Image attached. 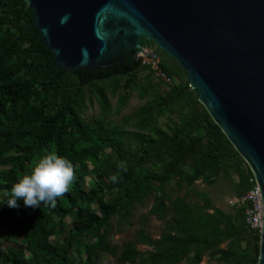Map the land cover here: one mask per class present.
I'll use <instances>...</instances> for the list:
<instances>
[{"label":"trees","instance_id":"1","mask_svg":"<svg viewBox=\"0 0 264 264\" xmlns=\"http://www.w3.org/2000/svg\"><path fill=\"white\" fill-rule=\"evenodd\" d=\"M33 20L24 0H0V264H100L105 256L117 264H202L206 256L258 264L261 237L247 233L243 210L229 215L195 189L199 181L214 185L235 174L237 195L244 194L252 189V173L186 73L187 81L175 78L165 95L133 57L106 71H59ZM135 92L147 103L123 116ZM94 102L100 116L87 120ZM162 116L175 120L161 127ZM118 117L121 123L112 121ZM53 151L73 164L68 192L55 207H25L21 199L19 208H9L6 193ZM173 183L176 195L168 189ZM184 191L199 202L189 203ZM151 200L135 239L114 245L115 219L120 233L131 228L137 209ZM151 218L165 222L158 239L145 228ZM3 242L10 244L5 251ZM139 245L153 250L144 253Z\"/></svg>","mask_w":264,"mask_h":264},{"label":"water","instance_id":"2","mask_svg":"<svg viewBox=\"0 0 264 264\" xmlns=\"http://www.w3.org/2000/svg\"><path fill=\"white\" fill-rule=\"evenodd\" d=\"M24 1L59 71H106L138 60L144 40L176 60L264 204V0Z\"/></svg>","mask_w":264,"mask_h":264},{"label":"rangeland","instance_id":"3","mask_svg":"<svg viewBox=\"0 0 264 264\" xmlns=\"http://www.w3.org/2000/svg\"><path fill=\"white\" fill-rule=\"evenodd\" d=\"M143 42L145 43L147 42V40H144ZM158 52L162 60V63L180 75L179 78L177 76H175L174 78H176L179 83L182 81L186 82L187 77L185 73L183 72L184 70L181 68L180 64L176 60L172 59L171 57L163 53L160 49H158ZM161 93L168 95L170 91H168L167 88H163ZM117 102H118V98L112 97V105L114 107L117 106ZM146 103H147V99L145 100L140 99L138 93L135 92L132 95L129 102L127 103L126 107L123 109L122 115L131 116L138 109L145 106ZM99 116H100V107L96 102H94L92 106L90 107V109L85 114V118L87 120H92L94 118H98ZM171 120H175V117L173 116L159 117L160 126L166 127L171 122ZM112 121L121 123V117L113 118ZM238 183H239L238 177L235 174H231L229 178L222 176L221 178H219V180L214 185H207V184H204L202 181H199L195 185V189L198 192L207 195L212 200V203L216 208L224 211L227 214L234 215L237 210L232 209L228 206V200L232 198L233 196L237 195L236 185ZM84 185H85V188L89 190L90 189V179H87ZM168 189L169 191L173 193V195H176V193L178 192L176 189V185L174 183L171 184ZM181 194L184 195L189 201V203L191 204H195L199 202L194 196V194L191 192L187 193V191H184ZM152 206H153V201L151 200L147 202L144 207H139L137 211L135 212L134 217L132 219L133 226L131 228H127L123 226L122 229L124 231L121 233L119 232V228L117 226L118 221L117 219H115L114 221L115 231L112 237V243L116 246L122 247L125 243L133 241L135 239V235L137 231L141 228V225L139 224L140 219L142 218L143 215H146L149 212ZM94 209L97 210V207L94 206ZM57 221H59V219H57ZM66 223L68 225H71L72 221L69 218H67ZM145 228L147 232L153 238L158 239L161 232L165 229V222L159 221L156 218H151L150 223H148V225L145 226ZM6 233L4 234L5 237L7 236ZM4 236H1V238H3ZM52 241L56 242L55 239H52ZM9 246L10 244L8 242H3L1 249L5 251L6 249L9 248ZM137 248L144 253L153 250L150 247L142 246V245L137 246ZM208 258L209 260L207 264H223V263L217 262L216 259H211L209 256ZM100 264H117V263L115 262L113 258L109 256H105L103 260L100 262Z\"/></svg>","mask_w":264,"mask_h":264},{"label":"clouds","instance_id":"4","mask_svg":"<svg viewBox=\"0 0 264 264\" xmlns=\"http://www.w3.org/2000/svg\"><path fill=\"white\" fill-rule=\"evenodd\" d=\"M73 177V164L66 156L55 151L46 153L38 160L31 173L25 175L6 193L7 206L19 208V201L23 199L25 207H55L57 198L68 192ZM110 179L116 182V176Z\"/></svg>","mask_w":264,"mask_h":264},{"label":"built area","instance_id":"5","mask_svg":"<svg viewBox=\"0 0 264 264\" xmlns=\"http://www.w3.org/2000/svg\"><path fill=\"white\" fill-rule=\"evenodd\" d=\"M158 47L150 42L141 44L138 60L147 67L155 82L163 88L171 91L177 84V80L165 73L162 68ZM252 189L244 194H238L228 200V206L232 209H242L245 215L244 226L249 235L262 236L264 226V204L261 189L254 176L250 178Z\"/></svg>","mask_w":264,"mask_h":264},{"label":"crops","instance_id":"6","mask_svg":"<svg viewBox=\"0 0 264 264\" xmlns=\"http://www.w3.org/2000/svg\"><path fill=\"white\" fill-rule=\"evenodd\" d=\"M229 215H230V214H229ZM227 246H228L227 244L222 245V246H221V249L226 250V249H227ZM208 260H209V258H208V256H206V257L204 258L202 264H207V263H208Z\"/></svg>","mask_w":264,"mask_h":264}]
</instances>
